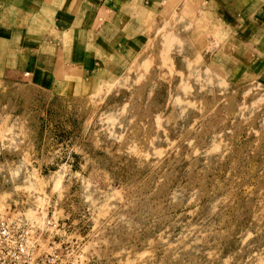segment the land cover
I'll list each match as a JSON object with an SVG mask.
<instances>
[{"label": "rangeland", "instance_id": "1", "mask_svg": "<svg viewBox=\"0 0 264 264\" xmlns=\"http://www.w3.org/2000/svg\"><path fill=\"white\" fill-rule=\"evenodd\" d=\"M218 32L176 14L116 79L0 82V217L58 221L56 264H264V85Z\"/></svg>", "mask_w": 264, "mask_h": 264}, {"label": "crops", "instance_id": "2", "mask_svg": "<svg viewBox=\"0 0 264 264\" xmlns=\"http://www.w3.org/2000/svg\"><path fill=\"white\" fill-rule=\"evenodd\" d=\"M176 14L208 19L264 85V0H0V82L116 79Z\"/></svg>", "mask_w": 264, "mask_h": 264}, {"label": "built area", "instance_id": "3", "mask_svg": "<svg viewBox=\"0 0 264 264\" xmlns=\"http://www.w3.org/2000/svg\"><path fill=\"white\" fill-rule=\"evenodd\" d=\"M54 218L42 224L23 214L0 217V264H56L61 261L63 243Z\"/></svg>", "mask_w": 264, "mask_h": 264}, {"label": "bare ground", "instance_id": "4", "mask_svg": "<svg viewBox=\"0 0 264 264\" xmlns=\"http://www.w3.org/2000/svg\"><path fill=\"white\" fill-rule=\"evenodd\" d=\"M35 222H38V223H40V224L43 223V219H41V218L39 217L38 213H37V220H35Z\"/></svg>", "mask_w": 264, "mask_h": 264}]
</instances>
